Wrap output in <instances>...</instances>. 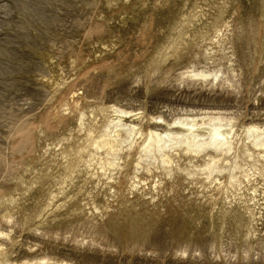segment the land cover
Wrapping results in <instances>:
<instances>
[{
    "label": "rangeland",
    "instance_id": "obj_1",
    "mask_svg": "<svg viewBox=\"0 0 264 264\" xmlns=\"http://www.w3.org/2000/svg\"><path fill=\"white\" fill-rule=\"evenodd\" d=\"M211 2L241 78L228 92L151 67L183 0H0V199L14 206L12 223L0 214V225L13 226L12 261L264 264L262 188L240 192L256 197L248 211L183 176L134 178L131 158L107 181L59 184L63 149L83 141L81 112L102 118L98 107L117 103L170 119L217 106L236 113L240 130L264 119V0Z\"/></svg>",
    "mask_w": 264,
    "mask_h": 264
},
{
    "label": "bare ground",
    "instance_id": "obj_2",
    "mask_svg": "<svg viewBox=\"0 0 264 264\" xmlns=\"http://www.w3.org/2000/svg\"><path fill=\"white\" fill-rule=\"evenodd\" d=\"M183 1L181 8L186 10L182 19L172 27L171 40L157 55L152 69L178 68L174 80L189 86L199 83L200 87L235 90L240 74L221 45L229 25L222 32L223 24L219 26L210 17L211 0ZM202 43L207 45L202 47ZM98 108L102 118L95 109L81 112L78 131L83 134V141L62 151L61 187L82 176L85 182L90 178L107 181L126 171L131 158L134 178L183 176L185 180L206 183L210 192L239 201L248 211L251 208L247 203L256 197L245 200L240 192L264 189V119L250 120L240 130L236 113L217 106L181 108L170 119L162 113L147 117L139 107L117 103ZM79 183L73 195L83 188ZM10 201L12 198L0 199V214L6 223H12L13 218ZM12 231V224L8 228L0 225V261L4 264H17L8 253L15 238ZM45 233L40 232L41 237ZM34 258L24 264H68L44 254Z\"/></svg>",
    "mask_w": 264,
    "mask_h": 264
}]
</instances>
